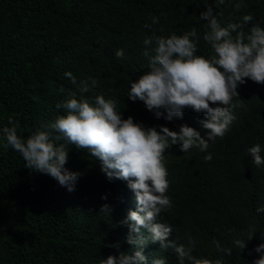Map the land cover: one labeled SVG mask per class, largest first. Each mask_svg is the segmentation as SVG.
<instances>
[{"label": "trees", "instance_id": "16d2710c", "mask_svg": "<svg viewBox=\"0 0 264 264\" xmlns=\"http://www.w3.org/2000/svg\"><path fill=\"white\" fill-rule=\"evenodd\" d=\"M236 2L0 0V264H100L109 255L132 254L133 246L126 242L129 228L120 224L129 210H136L127 181H109L87 149L68 145L64 167L80 173L69 193L51 176L26 168L11 147L5 151L2 129L12 126L11 118L19 124L17 134L26 140L65 115L56 105L75 93L77 99L83 95L91 103L97 95L115 99L122 118L131 116L145 127L179 131L187 124L207 138L199 124L202 113L185 109L183 119H157L142 101L127 96L131 82L149 71L141 54L147 37L195 29L196 55L210 58L212 49L203 40L207 21L199 19L207 6L223 25L250 13L252 23L264 27V0H244L246 7L239 12L233 7ZM153 17L159 22L153 24ZM117 50L124 51L122 59L115 56ZM66 72L78 83L94 79L97 84L81 94ZM237 91L231 107L236 119L223 138L209 141L207 152L192 148L184 153L179 145L166 150V194L172 207L158 219L172 226L170 239L177 244L187 246L189 238L194 240L192 254L197 258L253 264L260 255L255 247L264 243V214L256 212L264 207V165L256 167L247 149L260 144L264 150V84L246 79ZM208 153L211 161L204 160ZM104 204L112 208L110 215L101 212ZM250 226L256 233L241 251L234 241L247 239ZM213 241L231 249L232 255L218 251ZM116 243L119 249L109 246ZM144 255L147 264L156 258L178 264L175 253L162 252L158 244L147 245Z\"/></svg>", "mask_w": 264, "mask_h": 264}, {"label": "clouds", "instance_id": "9594fccd", "mask_svg": "<svg viewBox=\"0 0 264 264\" xmlns=\"http://www.w3.org/2000/svg\"><path fill=\"white\" fill-rule=\"evenodd\" d=\"M217 2L225 4V0ZM233 7L239 12L246 5L244 0H238ZM199 19L207 21L203 40L212 49L210 58L196 55L199 35L195 29L182 35L147 37L141 54L148 60L149 71L131 82L127 97L133 102L142 101L157 119L163 117L166 121L183 119L185 109L202 113L204 119L199 124L207 130V138L187 124L181 125L179 131L166 126H160L159 131L156 127H145L142 122H134L131 116L122 118L115 99L97 95L91 103L83 95L77 99L75 93L56 105L65 115L42 125L45 130L34 132L26 140L17 134L19 124L11 118L9 124L12 126L2 129L5 151L11 147L22 156L26 168L51 176L69 193L75 190L80 173L64 167L68 161V145L87 149L100 162L101 171L109 181H127L135 196L136 210H129L120 224L129 228L126 242L133 246L132 254L109 255L100 264H147L144 248L150 243L158 244L162 252L171 249L178 264L186 261L189 264H222L221 259L213 261L193 256L195 241L189 238L187 246L177 244L170 239L172 226L158 219L172 207L166 194L169 181L164 154L173 145H179L184 153L192 148L207 152L209 141L225 136L236 119L231 107L233 98L239 97L238 86L245 84L246 79L264 84V27L253 24L254 17L250 13L238 22L223 25L218 14H213L212 6H207ZM158 22V17L152 18L153 24ZM115 56L122 59L124 51L117 50ZM65 76L81 94L97 84L94 79L90 83L88 80L78 83L71 72H66ZM262 151L260 144L247 149L256 167L264 165ZM212 159L211 153L204 156L205 161ZM111 211L108 204L101 207L103 213L110 215ZM256 212L264 214V207H257ZM255 233V226H250L247 239H236L234 245L244 250ZM213 243L218 251L232 255L231 249L221 248L218 241ZM109 246L120 248L119 243ZM254 251L260 255L253 264H264V243ZM152 264H166V261L156 258Z\"/></svg>", "mask_w": 264, "mask_h": 264}]
</instances>
